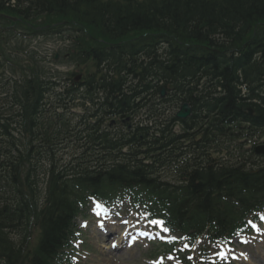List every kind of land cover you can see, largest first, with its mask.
Instances as JSON below:
<instances>
[{
  "label": "trees",
  "instance_id": "16d2710c",
  "mask_svg": "<svg viewBox=\"0 0 264 264\" xmlns=\"http://www.w3.org/2000/svg\"><path fill=\"white\" fill-rule=\"evenodd\" d=\"M2 15L17 18L12 21L15 29L36 22L45 33L74 28L71 55L87 70L83 84L93 103L86 115L97 122L90 125L82 118L81 125L73 124L62 111L68 91L46 82L40 64L36 70L33 61L21 65V77L3 87L0 264H66L75 217L89 196H130L135 203L145 201L158 215L175 222L190 218L195 226L202 216L222 208L237 215L240 205L233 202L232 192L241 189L238 203L264 205V168L247 173L241 165H216L202 155L191 173H183L187 163L176 169L181 184L162 180L166 155L158 150L166 144L175 149L183 136L167 123L162 127L163 113L151 116L152 103H136L175 85L177 98L195 108L183 125L186 130L198 128L191 135L201 134L203 146L217 135L263 128L264 0H0ZM18 58L11 60L17 67ZM130 77L136 84L127 96ZM245 86L258 101L247 99ZM101 88L107 93L105 103L96 101ZM52 93L60 104L48 103ZM135 108L145 109L147 119L126 135L106 131L104 115L127 117ZM70 137L83 141V152L60 164L57 149ZM127 145L130 150L123 152ZM41 162H48L43 197Z\"/></svg>",
  "mask_w": 264,
  "mask_h": 264
},
{
  "label": "rangeland",
  "instance_id": "374dc122",
  "mask_svg": "<svg viewBox=\"0 0 264 264\" xmlns=\"http://www.w3.org/2000/svg\"><path fill=\"white\" fill-rule=\"evenodd\" d=\"M65 43L66 42L63 38H61V36L53 35L48 38H33V40L26 42L25 45L26 48H29L30 53L28 54L37 51L38 58L35 59L45 68V71H50L53 75L58 76L68 83V75H70L72 72H78V67L74 63L67 62L62 58H60L56 62H53L51 59L53 58V55L59 53V51L64 47ZM24 55L27 54L25 53ZM27 64L29 65L30 62H28ZM10 74L12 73L8 71V73H6V76H10ZM3 81L5 80L3 79ZM50 99L54 101L52 97H50ZM83 112L84 111L82 107H80L70 109L68 114L74 119H79V115H81ZM165 112H169L168 115H172L173 109L167 108ZM137 117L141 118V120H144V118H146V115L144 112L140 111L137 114ZM177 130L180 131V127L177 128ZM77 150L78 149L76 147V144L71 143L69 147L60 151V155L65 160H67L69 159V157L71 158L72 155L77 152ZM169 175L172 176L171 173ZM92 213H94L93 209L89 212L91 218H93ZM103 217L104 216H102L101 219H103ZM130 218L135 219V217H129V219ZM129 219L126 220L129 226L127 229L126 225H124V222H122L119 215L115 217L109 214L106 215V222H112L110 224L114 226V228L112 229L113 233L111 235L101 232L100 228H102V226H100L95 219L94 221L80 220L83 229L82 231L84 233V241L86 245H88L87 249L82 253L83 264H147L149 260L146 255L150 246L148 240L142 239L137 241L135 244H132V242H127V234L130 232V229L139 225L138 222L130 221ZM141 225L142 227L149 226L148 223L144 221H141ZM106 227L108 228V225ZM143 229H145V227H143ZM104 232L107 233L106 231ZM124 236L126 237L125 241L120 244V248L117 250L116 247L119 244L118 241ZM255 247L257 248V251L256 249H249L248 251L249 256H251L248 264H252L253 262H256L258 264L260 262L259 255L261 252H263L261 251V248H263V246L258 245ZM254 256H257V258H255Z\"/></svg>",
  "mask_w": 264,
  "mask_h": 264
},
{
  "label": "water",
  "instance_id": "95a60500",
  "mask_svg": "<svg viewBox=\"0 0 264 264\" xmlns=\"http://www.w3.org/2000/svg\"><path fill=\"white\" fill-rule=\"evenodd\" d=\"M191 107L188 104H184L181 110L178 112L177 116L181 118H186L191 114Z\"/></svg>",
  "mask_w": 264,
  "mask_h": 264
},
{
  "label": "snow or ice",
  "instance_id": "6c2138e0",
  "mask_svg": "<svg viewBox=\"0 0 264 264\" xmlns=\"http://www.w3.org/2000/svg\"><path fill=\"white\" fill-rule=\"evenodd\" d=\"M262 219H264V217H262ZM151 223H153V224H155V225H158V226H160V227H164V223H163V221L153 220V221H151ZM249 223H251V222H249ZM164 230H165V231H168L167 228H164ZM257 230H259V229H257Z\"/></svg>",
  "mask_w": 264,
  "mask_h": 264
}]
</instances>
